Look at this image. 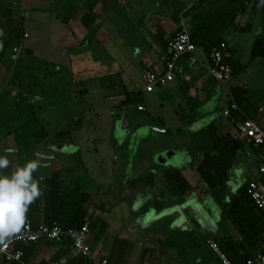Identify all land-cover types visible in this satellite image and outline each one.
I'll return each mask as SVG.
<instances>
[{
  "label": "crops",
  "instance_id": "1",
  "mask_svg": "<svg viewBox=\"0 0 264 264\" xmlns=\"http://www.w3.org/2000/svg\"><path fill=\"white\" fill-rule=\"evenodd\" d=\"M19 1L20 8L28 4L29 8L38 10L44 23L39 26L40 36L34 35L36 30L29 33L31 26L27 24L26 27L30 28H23L22 44L16 47L22 48V54H25L26 58L29 54L25 52V48L29 49V56L35 55L32 42L39 41L56 50L55 57L50 59L45 56L41 59L46 65L41 86L58 90L62 89V85L65 86L63 94L66 95L67 107L71 110V117L66 125L72 126V132L71 140L54 142L58 144H56L57 149H52V152H41L38 156L19 152L12 130L19 125L21 119L13 118L16 119L13 122V128L6 130L0 139V141H6L0 156H7L11 166L1 172L10 175L17 166H23L28 162L27 159L32 158L40 159L39 168L54 169V165L62 163L55 159L64 161L74 156L81 146V141L89 142L98 137L96 128L99 122V110H111L108 119L111 129H115V122H120L121 127L123 126L130 136H127L129 144L132 135L146 125L147 120L141 115L146 111V107L144 103L124 105L122 100L127 92L139 95L146 93L148 97L156 99L157 109L168 108L175 113V121L169 119V122L175 126L173 128L175 134H180L178 128L181 129L182 137L166 144L165 141L163 143L159 141L156 143V152L151 157L148 154L140 156L144 166L151 168V174H156V182L153 180L150 182V189L153 188V191H149V187L145 188L143 183L138 181L140 178L134 175L130 177L135 182L134 186L127 191L125 187L121 190L120 187L113 188V195L105 196L107 189L100 187L101 197L100 194H92L85 223L89 227L88 239L93 256H106L112 264H161V260L170 255L171 260L177 262L183 247L194 245L188 240L191 237L198 238L202 233L208 236V245L210 239L218 235H230L234 240H242L239 229L226 218L224 204L229 203L230 194H238L239 189L250 180L246 181L247 176H244L242 170L238 179L232 169L229 173L227 188L234 192L225 193V198L221 201L214 198L208 185L196 171L202 154L194 150L192 138V134L206 127L211 121L218 126V133L236 137L235 126L222 115L226 105L224 97L227 83L217 82L210 76L207 55L199 49L196 52L199 61L191 64L188 57H183L178 64L174 80L166 87L156 88L152 92L144 89V73L149 69L159 70L162 67L166 48L165 40L173 37L179 30L175 19L176 10H180L178 16L182 21L181 16L190 8L192 0H72L71 21L60 19L58 13L67 0H46V4L40 5L35 2L36 0ZM225 1L203 0L198 9L207 13L213 8L221 7ZM31 13L32 10L29 9L27 14L31 16ZM261 32L259 15L254 11L245 14L237 27L225 32L224 36L229 44L225 58H238L242 64L247 65V68L232 80H239L241 75H247L249 83L259 80L264 88V58L250 56L252 44ZM2 43L0 41V46ZM19 55L11 51L0 57L1 126L6 125L5 121L10 120V116L6 114L10 107L16 108L17 103L29 101L22 86L35 83L32 80L35 77H32L31 73L25 74L24 68L12 70L13 63L18 62L17 65H19ZM29 60L31 62L32 57H29L26 62ZM187 75L189 79L185 78ZM51 93H54V90ZM256 95L260 96L259 93ZM230 97H233L232 91H230ZM140 104L144 106V110H138L137 106ZM129 108L136 112L138 118L136 121H132L129 117ZM241 108L247 117L254 118L248 107L242 104ZM88 112H93V118L92 116L87 118ZM151 131L158 136L168 134L165 126H156V130L151 127ZM245 144L249 146V142L245 141ZM250 148L253 154L247 153L246 156L249 161L256 162L257 155L254 149ZM74 166L61 164L60 167L68 171V174L62 173L60 179L64 185L82 186L81 178L75 175ZM167 168L181 170L193 186L192 191L176 198L163 178ZM117 190L121 192L118 193ZM112 206L129 207L134 214V221L138 222L143 229H150L155 224L156 227L153 228L156 230L152 232L156 242L148 240L130 255L115 254L108 248L109 235L104 233L103 226L99 229H91L101 215ZM243 244L245 249L241 252L248 255L244 259L247 264L259 252L260 247L255 249L248 243ZM57 248L58 246L50 245L47 241H40L33 246L29 262L39 264L47 261L55 255ZM144 249L147 250L142 259ZM74 255L75 253L71 250L62 260ZM217 258L205 256L203 252H196L194 262L190 261L188 264H220ZM178 261L181 262L180 259Z\"/></svg>",
  "mask_w": 264,
  "mask_h": 264
},
{
  "label": "trees",
  "instance_id": "2",
  "mask_svg": "<svg viewBox=\"0 0 264 264\" xmlns=\"http://www.w3.org/2000/svg\"><path fill=\"white\" fill-rule=\"evenodd\" d=\"M202 1L200 0L197 5L187 9L181 16L182 19H185V28L189 32L192 42L199 49L208 56L213 46H217L221 42L227 43L224 36L225 32L239 25L240 16L243 17L249 11H254L259 15L262 32L255 38L250 56L251 58H264V0H226L221 7L213 8L207 13L197 9ZM179 11V9L176 10L175 17L178 29L181 28ZM0 26L5 31L1 47L12 51L16 46L22 44L23 30L13 25L11 12L0 13ZM171 38L165 40L166 46ZM25 52L30 55L29 49L25 48ZM225 60L234 68H232L233 74L241 73L247 68V65L242 64L238 58H225ZM22 88L26 91L29 101L17 103L15 115L12 116V118L21 119L19 125L12 130L18 151L36 154L40 143L45 142L49 137L54 139L53 143L59 140H71L72 126L66 125L71 117V110L67 107L66 95L60 93L51 99L42 93L35 92L30 95L27 87L22 86ZM231 91L232 99L241 108L243 97L245 93L249 94L250 90L235 86ZM138 103H142L140 95L129 92L125 94V98L122 100L124 105ZM246 117L244 113L240 120ZM192 138L194 150L202 154L196 171L208 185L213 195H216L215 198L221 201L227 193L226 183L234 162L238 156L244 154L245 141L237 135L232 137L229 134L218 133V126L214 121L192 134ZM249 147H252L255 154L258 155L259 150L252 143H249ZM61 174L60 169H50L45 175H41L37 171L33 173V178L39 182L44 194L29 207L27 219L31 221L32 225L59 223L65 228H79L85 223L87 207L92 193L83 185H64L60 179ZM163 178L176 198L186 195L193 189L191 183L179 169L167 168ZM246 188L247 184L239 189L238 194H230L229 203L224 204L225 216L239 229L242 240H234L230 235L214 237L221 250L226 252L233 264H245L244 259L248 255L241 252L245 249L244 242L257 249L260 247L261 238L264 235V220H262V216L248 195ZM47 242L50 245L58 246V248L51 259L39 264H53L55 262L59 264H90L88 258L79 254L62 260L72 250L69 242H66L65 246L53 241ZM34 245V243H30L20 246L24 251V262H29V255Z\"/></svg>",
  "mask_w": 264,
  "mask_h": 264
},
{
  "label": "rangeland",
  "instance_id": "3",
  "mask_svg": "<svg viewBox=\"0 0 264 264\" xmlns=\"http://www.w3.org/2000/svg\"><path fill=\"white\" fill-rule=\"evenodd\" d=\"M16 1L13 2V0H0V13H6L7 11L11 12V17L13 20V25L15 27H18L23 30V28H28L26 25H30L31 28L29 29V33L34 32L35 36H40L39 26L40 24L44 23L42 21V16L35 11L34 8H29L28 4L27 6H23L20 8V12H17L16 9ZM200 0H192L190 7H193L198 4ZM205 1V0H204ZM36 3L38 5L40 4H46V0H36ZM20 3V1H19ZM31 3V2H30ZM205 3V2H204ZM199 7H197L198 9ZM31 9L32 13L31 16H29L28 10ZM60 19L63 20H70L73 17V11H72V0H67L66 4L61 7L60 11L58 12ZM21 14V16H20ZM31 17V18H30ZM243 17H239V21ZM181 27L185 26L184 19L180 21ZM34 28V29H33ZM5 31L0 26V36L4 38ZM0 38V41L3 42V38ZM34 43L33 49L35 51V55L33 56H27L25 54H22V48L16 47L15 51L19 55V65L17 63H13L12 70H22L25 74L31 73L32 80L38 84H32L27 85V89H29V94L33 95V93H42L44 96L48 95L51 99H54L55 95H59L60 93L63 94V91L66 89L64 85H62V89L59 88L52 89V88H43L41 86L42 81V75L46 71V65L42 62V57L48 56L50 59L52 57L56 56V50L51 49L50 47L45 46V44L37 41L32 42ZM30 44V42H29ZM227 46H229L228 43H226ZM11 52L8 49H4L0 46V57L6 53ZM29 57H32V61L26 62ZM26 62V63H25ZM16 64V65H15ZM231 66V65H230ZM16 67V68H15ZM233 68V67H232ZM27 69V70H26ZM234 69V68H233ZM240 73L234 74V77L238 76ZM30 82L29 80H27ZM26 81V82H27ZM237 82V83H236ZM235 86H241L243 88L249 89L250 93L246 94L243 97V104L248 107L251 110V113L254 116L255 121L261 126L264 127V88L260 85V81H252V83H249V79L247 75H241L239 77V80H232L229 84H226V96L224 97V104L227 103V99L230 98V91ZM41 90V91H40ZM54 90V93H51V91ZM256 93H259L260 96H257ZM140 99L142 103H144L146 107V111L142 112L141 115L144 116L147 120L146 125L144 127L139 128L134 135L131 137V142L128 144L127 136L129 135L126 133L125 128L123 126L121 127L120 122H115V129H111V125L109 123V116L111 113V110H99L98 111V127L97 134L99 133L98 137L95 138V140H91L89 142H83L81 141V146L78 149L77 153L67 158L66 160L62 161L61 159L56 160L57 162H62L61 164L63 166L70 165L75 167V175H78L82 180V185L92 194L97 195L101 197L102 193H99L100 187L105 190L106 194L105 196H111L113 195L112 189L114 188H121L125 187V190L131 189L134 186V180H132L130 177H133L136 175V178H140L138 181L142 182L144 187H149V191H153L150 189V182L153 180L155 181L156 174H151V168H148L147 166H144L143 160L140 156L149 155V157L152 156L153 153L156 152V143H160L165 141L166 144L169 142H172V140H175L176 138H181V129L178 128L180 134L174 133V127L169 122L170 120L175 119V113L168 108H164L163 110L157 109L156 107V99L148 97L146 93L140 94ZM261 99V100H260ZM261 108H260V107ZM7 110V109H6ZM15 108L10 107L9 110L6 111V114L10 116V120L5 121L6 125L1 126L0 125V139L2 138V134L8 130L13 128V122L16 119H13L12 116L15 115ZM2 112V110H0ZM129 117L132 121H136L137 114L133 111L132 108L128 109ZM0 112V113H1ZM140 115V116H141ZM90 116H94L93 112L87 113V118ZM168 117V119H167ZM170 119V120H169ZM175 121V120H174ZM8 122V123H6ZM137 122H139L137 120ZM10 125L8 126V124ZM134 123V122H133ZM157 127L165 126L168 129L167 135H161L158 136L154 134V132L151 131V127L156 130ZM179 127V126H177ZM96 134V135H97ZM130 137V136H128ZM54 141L53 138L49 137V139H46L45 142H41L38 146V150L36 152V156H38L41 152H52V149H57L56 144L58 143H52ZM6 143L5 140L0 141V151H2L3 145ZM128 144V146H127ZM149 152V153H148ZM253 154L252 149L249 146H245L244 148V154L237 157V159L234 162L233 166V173L237 176V178H240V172L241 170L244 173V176H247V182L251 178L254 177V179L257 177V163L254 161H249L246 154ZM139 155V157H138ZM33 159V158H32ZM36 159V158H34ZM31 159H27L29 161ZM54 161V162H55ZM154 162V161H153ZM70 163V164H68ZM60 163L54 165V169H62V173L67 175L68 171L63 169ZM154 167V165H153ZM156 167V166H155ZM135 168V170L133 169ZM48 167H42L38 168L37 172L41 175H45L49 172ZM79 171V172H78ZM155 173V172H154ZM145 174V175H144ZM0 175H6L0 170ZM154 175V176H153ZM253 180V179H252ZM238 182V181H237ZM155 184V183H154ZM230 185V184H229ZM243 185V184H242ZM228 186V182L226 183V191L227 193H232L234 190H230ZM238 189V187H237ZM117 190L118 193L121 191ZM124 190V189H123ZM109 191V193H107ZM216 196V195H215ZM213 197V195H212ZM215 198V197H214ZM211 204V203H208ZM150 205V204H149ZM145 206V205H144ZM143 207V206H142ZM193 207V206H192ZM146 209L148 207H145ZM191 208V207H190ZM197 208V207H196ZM196 208L195 211H196ZM135 220L133 212L129 209V207L123 206H116L107 209L103 215H101V218L97 220L96 223L92 226L91 229H99L100 227L103 228L106 233V235H109L108 238V248L112 249L113 252L119 253V254H125L130 255L135 250H137L138 246H142L145 244L146 241L152 240L153 242H156V237L154 238V233L152 231H155L156 227L155 224L152 225L150 229H143V227ZM97 227V228H96ZM154 229V230H153ZM111 234H110V233ZM208 236L204 233L198 238L191 237L188 242L193 243L194 245L190 246H184L183 249L180 251V254L178 255L181 262L177 260V262H173L171 260L172 256L164 257L163 260H161V264H188L190 261L194 262L195 254L196 252H203L205 256H216V253L210 248L208 245ZM147 249H144L143 256L145 254ZM141 259V257H140ZM218 259V258H217ZM141 261V260H140ZM219 262V260H218Z\"/></svg>",
  "mask_w": 264,
  "mask_h": 264
},
{
  "label": "built area",
  "instance_id": "4",
  "mask_svg": "<svg viewBox=\"0 0 264 264\" xmlns=\"http://www.w3.org/2000/svg\"><path fill=\"white\" fill-rule=\"evenodd\" d=\"M226 49L227 44L221 42L219 45L213 46L207 56L209 60L208 72L215 81L220 83H228L234 77L232 67L225 60ZM198 50L199 48L192 42L187 29L184 26L181 27L168 41L162 67L159 70L149 69L144 73V89L147 92H152L156 88L166 87L174 80L178 64L183 57H188L191 64L199 61L196 54ZM185 78L189 79V76L187 75ZM137 108L138 110H144V106L141 104ZM222 115L235 126L237 136L246 142L252 143L259 150L257 155V177L247 183L246 190L262 219H264V127H261L252 118L246 117L240 120L244 112L232 97L229 100L227 99ZM88 232L87 223L79 228H65L59 223L32 225L31 221L27 219L20 233L11 237L6 241V244L0 245V264H32L23 261L24 251L20 246L30 243L36 244L43 240L53 241L63 246L66 242H69L75 255L79 254L88 258L90 264H112L106 256H93ZM209 246L216 253L220 264H233L226 252L221 250L214 239H210ZM247 264H264V235L261 238L259 252Z\"/></svg>",
  "mask_w": 264,
  "mask_h": 264
},
{
  "label": "clouds",
  "instance_id": "5",
  "mask_svg": "<svg viewBox=\"0 0 264 264\" xmlns=\"http://www.w3.org/2000/svg\"><path fill=\"white\" fill-rule=\"evenodd\" d=\"M10 166V159L0 156V170ZM40 166V159H31L23 166H17L10 175H0V245L21 232L30 205L44 194L39 182L33 178Z\"/></svg>",
  "mask_w": 264,
  "mask_h": 264
},
{
  "label": "water",
  "instance_id": "6",
  "mask_svg": "<svg viewBox=\"0 0 264 264\" xmlns=\"http://www.w3.org/2000/svg\"><path fill=\"white\" fill-rule=\"evenodd\" d=\"M16 9H17V12H20L19 0L16 1Z\"/></svg>",
  "mask_w": 264,
  "mask_h": 264
}]
</instances>
